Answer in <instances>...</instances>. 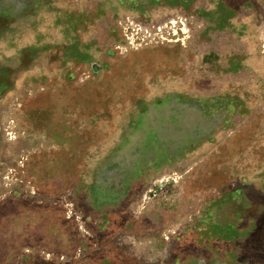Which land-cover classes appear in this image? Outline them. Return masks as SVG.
Masks as SVG:
<instances>
[{
    "label": "rangeland",
    "instance_id": "374dc122",
    "mask_svg": "<svg viewBox=\"0 0 264 264\" xmlns=\"http://www.w3.org/2000/svg\"><path fill=\"white\" fill-rule=\"evenodd\" d=\"M0 264H264V0H0Z\"/></svg>",
    "mask_w": 264,
    "mask_h": 264
}]
</instances>
